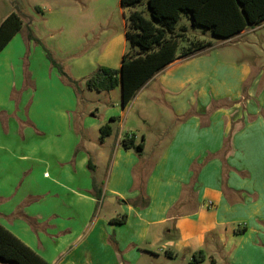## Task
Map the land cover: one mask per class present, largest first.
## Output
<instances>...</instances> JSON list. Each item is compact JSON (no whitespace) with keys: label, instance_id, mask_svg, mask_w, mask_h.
<instances>
[{"label":"crops","instance_id":"crops-1","mask_svg":"<svg viewBox=\"0 0 264 264\" xmlns=\"http://www.w3.org/2000/svg\"><path fill=\"white\" fill-rule=\"evenodd\" d=\"M118 1L121 27L84 32L102 50L71 72L79 90L27 32L0 54V225L50 264H264V59L227 46L263 25L175 61L124 107L121 85L84 81L129 49L135 9ZM131 136L141 156L124 148Z\"/></svg>","mask_w":264,"mask_h":264},{"label":"trees","instance_id":"trees-1","mask_svg":"<svg viewBox=\"0 0 264 264\" xmlns=\"http://www.w3.org/2000/svg\"><path fill=\"white\" fill-rule=\"evenodd\" d=\"M145 4L150 11V18L139 10ZM121 5L123 8L135 9L126 16L129 49L122 58L121 67L114 69L100 66L84 81L87 89L99 93L111 92L121 85L124 107L134 100L148 81L170 64L213 47V42L200 40L191 41L187 47H181L188 29L182 26L179 31L177 26L184 16L192 22L193 27H201L203 32L211 31L215 37L223 40H230L248 28L264 23V0H121ZM23 27L22 17L15 12L3 20L0 24V54ZM28 39L41 45L51 65L61 76L67 78L69 84L79 90V82L56 61L30 27ZM27 75L30 74L26 71V77ZM246 88L247 86L244 87V92ZM100 133V141L104 142L111 135L112 129L105 125ZM122 144L125 149H134L140 156L143 153V143L136 144L134 136L125 137ZM89 167L91 171H95L91 160ZM94 191L98 197L101 196L96 184ZM168 256L171 254L168 253ZM204 259L202 256L196 262ZM0 264L50 263L9 229L0 225Z\"/></svg>","mask_w":264,"mask_h":264},{"label":"rangeland","instance_id":"rangeland-1","mask_svg":"<svg viewBox=\"0 0 264 264\" xmlns=\"http://www.w3.org/2000/svg\"><path fill=\"white\" fill-rule=\"evenodd\" d=\"M99 1L104 3L105 8L96 10L92 8L85 9L84 7L82 11L80 10L82 8L81 5L78 6L76 1L73 0H0V24L11 13L15 12L19 14L24 21V27L19 33L20 37H23L25 32L29 33L28 26H30L34 34L42 39L43 45L51 51L56 61L71 76L72 73L77 75L85 70L82 67L86 63L93 62L90 65L91 68L100 58L101 52L99 50H102L94 47L96 42L86 41L84 39V32L89 30L90 34H96L102 28L106 29L109 26L121 27L122 24L123 13L120 10L118 0H89L88 2L83 0V3L87 6L89 3L93 5ZM71 2L76 3V6L70 4ZM77 2H80V0ZM139 10H142L144 15L150 18L147 4L140 6ZM126 14L128 15L127 11ZM262 25L263 28H257L248 36L230 41L227 46H236L244 49L247 48L245 44L250 42L254 50L264 59V49L258 47V43L261 42V36L264 34V23ZM182 26H186L187 29L190 28L182 39L181 47H187L191 41H198L201 38L205 39L204 41H211L216 45L225 41L215 37L211 31L203 32L204 30L201 27H193L192 22L186 16L183 17L177 26L179 31ZM247 55L251 59L255 60L256 58L253 52H248ZM25 57L28 61L26 59L24 64L28 68L30 51ZM61 81L69 84L67 78L63 76H61ZM29 83L30 81L25 79L24 88H26V91L30 89ZM17 94L18 92H15L12 95L14 100L17 98ZM147 263L151 264L150 261H147ZM153 264L166 263L164 261H155Z\"/></svg>","mask_w":264,"mask_h":264}]
</instances>
